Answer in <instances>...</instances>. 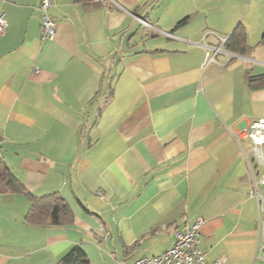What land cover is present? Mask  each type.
<instances>
[{
  "label": "crops",
  "instance_id": "0c3cea01",
  "mask_svg": "<svg viewBox=\"0 0 264 264\" xmlns=\"http://www.w3.org/2000/svg\"><path fill=\"white\" fill-rule=\"evenodd\" d=\"M52 1L49 41L41 0H0V161L24 187L0 193V264H57L76 247L130 264L197 220L207 262L261 264L258 171L239 133L264 118V89L246 83L264 73V0ZM238 27L244 55L221 47ZM26 193L56 194L69 221L29 224Z\"/></svg>",
  "mask_w": 264,
  "mask_h": 264
},
{
  "label": "built area",
  "instance_id": "2783aa9c",
  "mask_svg": "<svg viewBox=\"0 0 264 264\" xmlns=\"http://www.w3.org/2000/svg\"><path fill=\"white\" fill-rule=\"evenodd\" d=\"M52 2V0H41L39 5L41 38L49 41L56 34V23L49 15ZM6 28L7 22L5 16L4 14H0V35L5 32ZM226 40L227 38L222 39L221 47H223ZM221 47L207 48L205 64L215 62L214 56L221 52ZM230 55L234 56L232 54ZM239 135L249 140L251 155L253 156L252 160L258 171L250 196L257 202L258 219L262 226V234L264 237V196L259 190L264 187V118L250 123ZM182 220H185V217ZM202 223L203 221L197 220L191 227L185 226L181 230L175 229V242L172 248L158 256L142 257L130 264H226L224 257L214 262H207L205 254L197 246ZM261 251V264H264V242L261 245Z\"/></svg>",
  "mask_w": 264,
  "mask_h": 264
},
{
  "label": "trees",
  "instance_id": "16d2710c",
  "mask_svg": "<svg viewBox=\"0 0 264 264\" xmlns=\"http://www.w3.org/2000/svg\"><path fill=\"white\" fill-rule=\"evenodd\" d=\"M264 47V32L260 43ZM224 48L233 54H246L251 49L246 44L245 33L238 27L227 38ZM246 83L250 89H264V73L246 75ZM24 192L22 183L14 177L5 163L0 161V193ZM28 194L30 207L26 221L33 225L60 226L69 221L70 210L64 200L56 194L35 197ZM57 264H89L86 254L79 247L70 250Z\"/></svg>",
  "mask_w": 264,
  "mask_h": 264
}]
</instances>
